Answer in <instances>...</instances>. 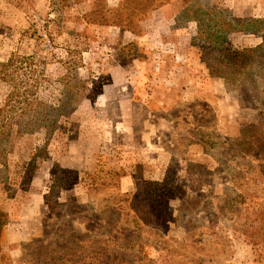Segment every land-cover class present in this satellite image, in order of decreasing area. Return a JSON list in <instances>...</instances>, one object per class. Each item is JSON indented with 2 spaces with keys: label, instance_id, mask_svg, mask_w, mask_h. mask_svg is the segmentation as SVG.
<instances>
[{
  "label": "rangeland",
  "instance_id": "obj_1",
  "mask_svg": "<svg viewBox=\"0 0 264 264\" xmlns=\"http://www.w3.org/2000/svg\"><path fill=\"white\" fill-rule=\"evenodd\" d=\"M205 8L264 17V0H0V108L26 70L63 105L49 142L15 128L1 147L0 264H264V100L236 87L264 75V35L215 49ZM146 133L163 181L140 171Z\"/></svg>",
  "mask_w": 264,
  "mask_h": 264
},
{
  "label": "trees",
  "instance_id": "obj_2",
  "mask_svg": "<svg viewBox=\"0 0 264 264\" xmlns=\"http://www.w3.org/2000/svg\"><path fill=\"white\" fill-rule=\"evenodd\" d=\"M144 1L150 3L153 2L154 0H144ZM145 5L147 4L142 5V7H144L143 9H145ZM190 8L191 6L186 5L183 14H188L190 12ZM204 12L207 14H211V16H215V17L221 15V19H219L221 25H218L217 23L213 25V27L216 28L214 34L217 35V40L211 41L210 39L207 38V36L204 37L205 39H208V41L212 42L211 46L215 49L224 51L227 44L226 36L233 32H253V33H262L264 35V17L252 18V19H247L245 21H241L240 19H237L235 17L225 18L220 12L212 8L210 9L205 8ZM201 26H202L201 23H197L196 25L197 30ZM222 30H223V36L220 33V31ZM198 31L200 33V29ZM263 47H264V43L262 45V48ZM239 54L240 53H237V56ZM11 57L12 58L9 59L7 66H11L13 60H15V55H11ZM239 59H241V57ZM257 66L262 68L261 65H257ZM34 72L36 71L33 70L24 71L23 73L24 78H20V80H18L19 88L8 94L7 100H5L3 106L0 108V148L9 141L10 134L12 131H14L15 128L17 133L19 134H29V135L40 134L44 137V139H48V142L49 140H51V138L54 137L57 131L61 128V126L59 125V118L61 114L60 108L63 109V105L62 103H60L59 107H53L52 105L48 104V102H46L41 96H39L41 80L39 78H35L33 80V84L31 85L29 81V75L30 74L34 75L35 74ZM262 74H263L262 69H260L258 74L254 78H250L248 80H245L244 82L239 80L236 86L241 90H243L244 92L254 96L256 103L258 104L261 99L262 101L264 100V75L262 76ZM70 87L71 85H68V83L65 82V90L68 91V94L73 93L74 90L75 93L73 95H75L74 96L75 97L74 102H75L76 100H79L81 94L80 90L82 89H76L75 87H73L72 90ZM66 96H67V92H66ZM62 100L63 99H61V102ZM262 118H263L262 128L257 131L251 130V132L260 136L264 141V116H262ZM246 132L247 131H244L243 134H245ZM259 146L264 147V142L263 143L261 142ZM257 148L258 146L256 142H251V149L256 150ZM247 153L251 154L252 151H249ZM248 165L249 164H246L245 166L243 165L241 166L242 172L239 173L242 174V178L245 175L244 170L250 169ZM6 168H7L6 155L1 148L0 173L6 171ZM193 172L194 171L191 170H188L186 172V177H184L181 180L180 187L186 189L187 193L189 190H192L195 194H197L199 191H201V186L199 185V183L197 185H194L195 182L193 180L191 184L189 185L187 184V180L192 179L191 173ZM188 174H190V176ZM262 174L264 176V172H262ZM5 217L6 214L2 212L0 208V228L5 224L3 220Z\"/></svg>",
  "mask_w": 264,
  "mask_h": 264
},
{
  "label": "crops",
  "instance_id": "obj_3",
  "mask_svg": "<svg viewBox=\"0 0 264 264\" xmlns=\"http://www.w3.org/2000/svg\"><path fill=\"white\" fill-rule=\"evenodd\" d=\"M144 135V139H145V150L146 152H140L141 154H139L140 156H142V154L147 156L148 160L152 161V164L150 163H146V164H142L140 162H138L137 160L136 163H140L142 165L141 167V172L143 173L144 176L147 177L148 176H152L151 178L156 179V180H160L163 181V179L166 176V172L168 170V164H165V160H160L159 155L156 153H153L152 151L155 150L153 145H152V135L150 136L149 134L146 133L143 134ZM203 151L202 150H198L197 153H194V155L196 156H201L203 155ZM136 155V154H134ZM150 156V157H149ZM196 156L195 159H196ZM167 159V158H166ZM169 161V160H167ZM162 170H163V174H162ZM126 179L122 182V185L125 187H132V178L129 177H125Z\"/></svg>",
  "mask_w": 264,
  "mask_h": 264
}]
</instances>
